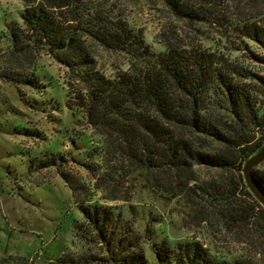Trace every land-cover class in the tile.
<instances>
[{"label":"trees","instance_id":"16d2710c","mask_svg":"<svg viewBox=\"0 0 264 264\" xmlns=\"http://www.w3.org/2000/svg\"><path fill=\"white\" fill-rule=\"evenodd\" d=\"M248 1L245 10L234 14L228 0H162L172 18L216 27L226 45L248 48L250 43L264 51V2ZM21 2L22 28H10L6 37L9 55L15 59L43 51L65 70L66 107L81 110L103 140L102 185L109 187L125 175L152 174L151 181L145 176L144 182H152L160 194L184 197L195 205L197 223L213 218L226 225L243 223V209L230 206L229 190L212 183L196 185L194 167L203 166L232 172L236 189L263 214L245 189L240 169L264 142V78L241 73L218 49L205 50L183 40H166L163 51L153 52L126 19L138 0ZM102 54L122 57V66L111 76L98 65ZM208 145L213 149L208 151ZM252 176L264 194V172L252 171ZM67 184L93 240L111 239L106 231L110 215L97 205H85L90 197L78 202L77 189ZM97 189L102 190L101 185ZM205 205L217 209L209 211ZM81 229L74 221L75 233L89 240ZM155 256L159 262L223 264L214 262L197 242L171 250L160 245ZM65 258L48 264H74Z\"/></svg>","mask_w":264,"mask_h":264},{"label":"rangeland","instance_id":"374dc122","mask_svg":"<svg viewBox=\"0 0 264 264\" xmlns=\"http://www.w3.org/2000/svg\"><path fill=\"white\" fill-rule=\"evenodd\" d=\"M248 2L228 0L230 12L245 10ZM22 11L21 0H0V264H48L64 256L74 264H121L117 259L176 264L157 261L155 249L189 242L199 243L214 262L264 264V210L261 214L241 195L232 172L194 167L196 185L227 189L230 206L242 207L243 223L229 225L215 218L197 223L195 205L184 197L160 194L152 182H144L152 174L125 175L109 187L102 185L103 140L81 110L66 107L65 70L43 51L15 59L9 55L6 37L10 28H22ZM126 15L129 27L141 32L155 53L164 50L166 40H183L218 49L241 73L264 78V64L248 54L264 61V51L250 43L248 48L226 45L216 27L170 17L162 0H138ZM97 61L106 76L122 66V57L102 54ZM253 172H264V166ZM66 181L77 189L78 202L90 197L85 205H97L110 215L106 231L111 239L93 240ZM216 205L205 207L213 211ZM74 221L89 240L75 233Z\"/></svg>","mask_w":264,"mask_h":264},{"label":"water","instance_id":"95a60500","mask_svg":"<svg viewBox=\"0 0 264 264\" xmlns=\"http://www.w3.org/2000/svg\"><path fill=\"white\" fill-rule=\"evenodd\" d=\"M263 162L264 142L251 156L244 160L240 169V174L245 189L264 210V194L258 189L252 176L253 169L261 165Z\"/></svg>","mask_w":264,"mask_h":264}]
</instances>
